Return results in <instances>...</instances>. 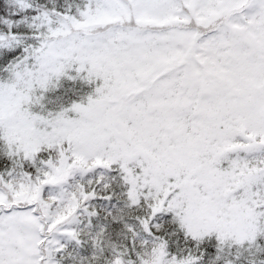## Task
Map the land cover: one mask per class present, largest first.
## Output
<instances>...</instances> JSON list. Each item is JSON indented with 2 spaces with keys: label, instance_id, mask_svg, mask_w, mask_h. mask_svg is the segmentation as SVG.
Here are the masks:
<instances>
[{
  "label": "snow or ice",
  "instance_id": "obj_1",
  "mask_svg": "<svg viewBox=\"0 0 264 264\" xmlns=\"http://www.w3.org/2000/svg\"><path fill=\"white\" fill-rule=\"evenodd\" d=\"M0 264H264V0H0Z\"/></svg>",
  "mask_w": 264,
  "mask_h": 264
}]
</instances>
